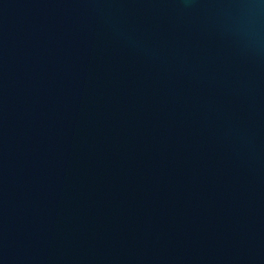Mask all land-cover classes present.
Here are the masks:
<instances>
[{
    "label": "water",
    "instance_id": "obj_1",
    "mask_svg": "<svg viewBox=\"0 0 264 264\" xmlns=\"http://www.w3.org/2000/svg\"><path fill=\"white\" fill-rule=\"evenodd\" d=\"M0 264H264V0H0Z\"/></svg>",
    "mask_w": 264,
    "mask_h": 264
}]
</instances>
